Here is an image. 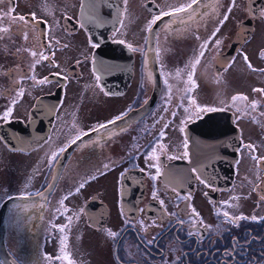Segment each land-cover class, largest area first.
I'll return each instance as SVG.
<instances>
[{
    "label": "flooded vegetation",
    "instance_id": "af4514ba",
    "mask_svg": "<svg viewBox=\"0 0 264 264\" xmlns=\"http://www.w3.org/2000/svg\"><path fill=\"white\" fill-rule=\"evenodd\" d=\"M150 1L128 0L126 6L121 1L120 19L103 31L110 48L103 49L100 73L98 48L91 47L80 16L83 0L0 3V29H8L0 31V264H67L55 259L63 252L74 264H264V96L234 101L219 91L240 52L246 48L251 58L253 45L264 42L258 26L264 0L255 15L252 0H235L228 19L242 13L231 23L227 19L214 38L232 0L201 4L198 11L207 9V15L187 23L162 17L149 32L160 11ZM116 11L113 4L108 17ZM33 13L37 23L18 19L31 20ZM249 19L253 31L247 38L242 34L240 43ZM205 41L194 76L213 80L208 97L187 82ZM188 43L190 48H179ZM174 53L181 63H169ZM44 78L49 82L39 84ZM190 99L224 110L190 117ZM8 108L12 115L6 121ZM121 114L107 131L82 137L79 147L71 144L78 132ZM185 139L189 158L168 159L182 156ZM153 144L164 145L156 149L163 164L156 181L149 175L155 169L147 167L154 163L147 159ZM61 148L65 151L52 162ZM82 182L77 211L73 195ZM9 195L29 198L8 200ZM193 208L199 214L195 223ZM224 212L246 219L228 223Z\"/></svg>",
    "mask_w": 264,
    "mask_h": 264
},
{
    "label": "snow or ice",
    "instance_id": "6c2138e0",
    "mask_svg": "<svg viewBox=\"0 0 264 264\" xmlns=\"http://www.w3.org/2000/svg\"><path fill=\"white\" fill-rule=\"evenodd\" d=\"M3 0H0V3H2ZM127 2L128 0H123V4L126 6L127 5ZM204 0H190L189 3H187L186 5L184 6H181V7H177L173 10H170V11H157L154 15V18L150 21L149 23V26H148V31L151 32L152 31V25H155L156 22L158 20H161L162 17H170V18H174V19H177V20H180L181 22H190V21H194L197 19V17H203L205 15H207V9L203 10V11H198V9H200V5L203 4ZM235 6V0H232V3L231 5L229 6L227 12L224 14L223 16V19L220 23V25L216 28L215 32L213 33V38L215 37L216 33L219 32V29L220 27H222L223 23L227 21L233 7ZM106 7H108L110 10L113 8V5L111 2H109ZM123 10H126V7L125 9ZM10 11H14V9L10 10ZM180 14H183V15H180ZM260 17H264V9H261V11L259 12L258 14ZM18 19L22 22H24V24H28V23H37V19H36V16L35 14L33 13L32 16H31V20H29L28 17H25V16H19ZM91 20L92 21H102V18L99 14H94L92 17H91ZM46 23V22H45ZM121 25H122V21H120ZM81 27H83V24H81ZM0 31H8L7 28L5 29H0ZM44 33L45 35L47 34V28H45L44 30ZM24 37L25 39H27V32H24ZM197 39H199L200 37L197 36L196 37ZM211 39V38H210ZM120 43H124L123 40L119 41ZM209 41H205L204 44H202L200 46L201 50L199 52V57L195 60V63L192 64V72L189 73L188 75V79H187V82L194 85L195 86V80L193 79L194 77V73H195V66L197 64L200 63V58H202L204 56V53H205V50L207 48V44H208ZM59 43V42H57ZM91 43V47L93 48H98L99 47V42H90ZM217 45H219L220 41H216ZM67 47V46H65ZM129 47L131 48V45H129ZM133 51H136L137 49H132ZM32 56H36L37 53L35 51H33L31 53ZM41 57L42 59L44 60H49V57L48 56H44L42 53H41ZM244 59L245 61L248 60V57L245 55L244 56ZM51 62V61H50ZM54 66H58V65H54ZM249 68H251V64L249 63L248 64ZM253 71H256V69H252ZM261 71H264V70H261ZM65 79H67V77H65ZM97 80L100 79L99 76L96 77ZM49 82L47 78H44V79H40L38 81L39 84H45ZM189 92L192 91V89H188ZM254 91H261V92H264V89H254ZM17 93L18 95H22L23 93V89H17ZM171 99V90H170V86H169V100ZM238 99H247V97H244V96H234L233 97V100H238ZM189 103L190 105H192V109H191V112H190V117L192 115H201V114H204V113H214V112H217V111H223L224 109H218L216 107H212V106H208V105H199L196 103L195 99H190L189 100ZM252 107L255 108L256 105H255V102H253L252 104ZM185 111L186 112H189V109L188 108H185ZM12 115V110L11 108H8L4 111L3 113V116H2V119L4 120H9L10 116ZM125 114H121L117 117H115L114 119L110 120V121H107L105 123H100L98 124L97 126H94L92 127L89 131H83V132H78L77 135L72 138L71 140V144H74L76 145L77 147H79V143H77L78 141L80 143H84L82 137L84 136H91V133L95 132V133H99V131L101 129H104V130H108L109 126L110 125H115L117 123V121L119 120H122L123 117H124ZM75 126V125H74ZM181 131H184L183 128H181ZM164 133L161 132L160 133V136L163 137ZM47 142V141H46ZM157 146H159L161 148V150H164V145L163 144H153L149 150V154L147 155V159L148 160H151V161H154V163L152 164H149L147 165L148 168H154L155 169V174H150V178L153 180V181H156L160 178V176L163 174L162 172V168H163V164H162V161L160 160V156L157 155V152H156V149H157ZM246 147H248L249 149H254V146L253 145H247ZM184 149L185 151L183 152L182 156L181 157H177V156H169L168 159H171V160H176V159H187L189 158V152H188V141L187 139H185L184 141ZM65 151L64 148H61L59 152H54L51 156V161L52 162H55L59 156ZM254 160H257L258 158L253 156L252 157ZM260 159H264V158H260ZM109 165L108 164H105L104 165V168H108ZM141 172H144L145 169H141L140 170ZM192 172L194 173H199V169H196V168H193L191 169ZM197 179L200 180V183L204 184L206 187H210V184L208 183V181H206L205 179H203L201 176L197 175L196 177ZM92 179H95V177H92ZM85 188V183H80L79 184V187L76 188L75 192L76 194H79L81 192L82 189ZM29 197L27 196H24V197H14V196H11L9 195L8 197V200H15V199H28ZM69 197L66 195L61 201H60V204L63 205L64 204V201L67 200ZM153 198L156 199L157 198V193L154 192L153 193ZM182 199L184 200H187L189 199L188 197H182ZM261 200H264V194L261 195L260 197ZM160 203L163 205V201H160ZM57 211H59V209H57ZM192 222L195 223V219L196 217H198V213H196L195 209L193 208L192 210ZM223 216L225 218H227V222L228 223H235V221L237 220H243V219H246V217L240 215V216H235V217H232L229 215L228 212H224L223 213ZM69 223H71V218L69 217ZM252 220H257V217L253 216L251 217ZM178 223L180 224H183L184 221L183 220H180L178 221ZM200 223L203 224V221L202 219L200 220ZM53 227H57L55 225H53ZM65 230V226H59V231L60 232H63ZM192 233H189V235H191ZM110 236L112 237H115L116 234L113 233V232H110L109 233ZM156 238L154 237L153 238V241L155 240ZM153 241H148L149 244L153 243ZM45 259L47 260H52L53 257L51 256H46ZM55 259L59 260V259H64L67 261V264H74V261L70 255V253H67V252H63L61 256H57L55 257ZM13 264H15V262H13Z\"/></svg>",
    "mask_w": 264,
    "mask_h": 264
},
{
    "label": "rangeland",
    "instance_id": "374dc122",
    "mask_svg": "<svg viewBox=\"0 0 264 264\" xmlns=\"http://www.w3.org/2000/svg\"><path fill=\"white\" fill-rule=\"evenodd\" d=\"M139 1L144 2L147 0H139ZM151 1H154L157 4L158 8H160V11H170L177 7L186 5L187 3H189L190 0H151ZM238 7L240 8V6ZM240 13H242V11H240L239 9L238 14L236 13L237 18H239ZM234 15L235 14H232L226 23H231L230 20L234 18ZM139 17H142L141 13L137 15V18ZM258 26L264 30V18L258 23ZM190 34L194 35L195 32H192ZM257 38L259 41H261L259 37ZM258 43L260 45L257 46L253 45L252 47L251 58L246 48L242 50L238 55L237 59L235 60V63L233 64V70L230 71L228 77L225 78L224 81L223 79L219 81L220 84L219 91L221 92V95L223 97L244 96L248 98H261L264 96L263 93L262 94L260 93L261 91H254V89H256V86L260 85L262 88L264 84V71H261L264 70V46H263L264 42H258ZM177 47L178 46H176V48ZM183 47L190 48V43L182 47L179 46V48H183ZM245 55L248 58H250V64L252 66L251 68L256 69L257 73L256 72L251 73L248 71L249 70L248 64L247 61H245L244 59ZM169 57L170 58L168 60L171 61L169 63H173L174 65L181 63L182 61L181 55L179 53H174V55H170ZM202 71H204L203 68ZM203 75L206 74L203 73ZM193 79L195 80V85L202 88L203 96L208 97V95L211 94L212 90H214L213 88L214 82L209 76L207 75L206 77L202 76L201 79L198 74V76L196 77L194 76ZM249 94L251 96H248ZM24 173L26 174L27 171H24ZM83 193L84 192L81 191L79 195H73L75 208L77 211L78 209H80V205H81L80 197H84Z\"/></svg>",
    "mask_w": 264,
    "mask_h": 264
},
{
    "label": "water",
    "instance_id": "95a60500",
    "mask_svg": "<svg viewBox=\"0 0 264 264\" xmlns=\"http://www.w3.org/2000/svg\"><path fill=\"white\" fill-rule=\"evenodd\" d=\"M122 0H83V5L81 9V19L84 22V25L89 32L91 36L92 42H99V47L95 52V69L97 72L100 73V67H101V60L103 56V49L108 47L110 48V44H108V38L106 39V32L104 33L106 27L110 25V23H117L118 20L121 17V12H122ZM210 0H204V2H208ZM263 0H252L250 3V7L254 8V11H252V15H255L256 12L263 6ZM111 2L112 5L115 4L117 7V11L114 16L108 17V14L110 13V10L106 5ZM150 6L153 11L158 10V6L154 1H150ZM94 14H99L102 18V21H92L91 17ZM252 20L249 19L248 21L244 22V25L242 27L241 33L239 34L240 36V43L247 38L251 33H252ZM240 32V31H239ZM247 33L248 35L243 39L242 34ZM238 40V38H237ZM236 40V41H237ZM108 41V42H107ZM111 89H117L115 86H109ZM112 91V90H111ZM114 91V90H113ZM156 98V97H155ZM153 98V102L155 100ZM58 177L56 176L53 179V182L51 183V188L56 184ZM49 191H46L48 193Z\"/></svg>",
    "mask_w": 264,
    "mask_h": 264
}]
</instances>
